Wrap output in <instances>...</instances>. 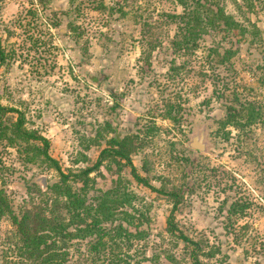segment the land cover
<instances>
[{"label":"rangeland","instance_id":"374dc122","mask_svg":"<svg viewBox=\"0 0 264 264\" xmlns=\"http://www.w3.org/2000/svg\"><path fill=\"white\" fill-rule=\"evenodd\" d=\"M97 1L0 0V43L9 52L0 66V103L23 112L25 126L47 138V152L64 172L93 161L113 133H137L141 140L129 154L136 172L154 187L177 189L176 225L204 250L218 248L211 256L199 254L201 263L264 264V126L227 127L226 138L215 130L231 91L241 99L264 101V0H220L238 22L253 23L258 34L241 35L236 29L207 34L192 54L174 58L176 72L169 69L173 54L167 48L173 24L160 10L179 11V5L125 0L127 13L119 16L110 9L114 0L93 8ZM218 40L234 52L223 63H208L204 54ZM150 41L157 43L152 49ZM168 101L174 121L165 116ZM199 131L203 150L187 145ZM24 157L14 146L0 145V186L14 212L30 208L39 190L57 178L39 155ZM90 176L95 189L117 181L133 195L131 203L142 213L139 227L146 233L107 242L94 259L85 248L87 238L73 239L70 259L191 264L190 245L164 229L172 203L166 194L133 178L129 166L109 160ZM233 200L248 205L242 216H227ZM123 208L132 211L126 204ZM15 239L13 224L2 215L0 264L13 258Z\"/></svg>","mask_w":264,"mask_h":264},{"label":"trees","instance_id":"16d2710c","mask_svg":"<svg viewBox=\"0 0 264 264\" xmlns=\"http://www.w3.org/2000/svg\"><path fill=\"white\" fill-rule=\"evenodd\" d=\"M168 1L180 6L179 11L160 10V13L164 14L173 24V32L167 44V48H170L173 54L169 59L171 62L169 69L172 72L179 69V64L174 63V58L192 54L200 46V40L207 34H227L231 29H236V33L241 35L246 32L253 36L258 34V29L253 23H249L247 18L248 27L238 22L230 12L225 10L220 0ZM68 2L72 3L73 0H68ZM114 3L116 5L110 6L111 11H116L119 16L127 13L124 7L127 4L125 0H114ZM104 7L103 0H98L96 5H93V8ZM76 34H79V31ZM156 44L150 41L148 47L152 49ZM233 52V49L223 47L218 40L214 45L208 46L204 58L208 63H223ZM8 54V50H5L0 43V66L5 62ZM148 56L149 53H145V62H148ZM231 92V97L222 103L223 116L216 120L217 129L215 130H221L226 138L230 132L227 127L241 130L254 123L264 126V101L241 99L235 92ZM167 105L165 116L173 121L176 120L171 113L173 103L168 101ZM138 139L141 140V137L135 132L123 136L113 133L105 139L106 145L98 151L93 161L64 172L57 160L47 152V138L37 130L25 126L23 112L16 107L0 103V145L2 148L14 146L18 151H23L25 159L39 155L46 165L57 171L56 180L48 184L44 190H39V199L32 202L30 208H20L17 212L11 208L6 192L0 186V217L8 215L14 226L16 237L15 254L6 264H79L77 259H70L69 256V246L73 239L78 241L87 238L85 248L94 259L99 256L101 250H105L107 242L115 243L122 238L129 240L144 236L146 232L139 227L141 221L138 220L142 213H137V209L133 207L131 203L133 195L129 191L121 189L117 181L105 189L93 187L94 179L90 173L97 171L103 160H109L118 166H129L133 178L154 191L166 194L171 199L172 203L165 218L164 229L180 239L183 244L190 245L188 257L191 264H202L198 257L199 254L213 255L218 250L217 247L204 250L198 240L185 234L176 225L173 212L181 193L177 189L163 190L154 187L146 177L136 172L129 154L131 148L135 147L134 142ZM81 160L86 161L84 156ZM2 169L3 165L0 164V181L3 176ZM71 182H79V185L73 187ZM124 204L131 207L132 211L123 208ZM247 206V204L233 200L226 208L227 216H242ZM244 226L245 224L240 225V227ZM135 264L145 263L142 259H138ZM149 264H154V262Z\"/></svg>","mask_w":264,"mask_h":264},{"label":"water","instance_id":"95a60500","mask_svg":"<svg viewBox=\"0 0 264 264\" xmlns=\"http://www.w3.org/2000/svg\"><path fill=\"white\" fill-rule=\"evenodd\" d=\"M203 136H204L203 131H199L198 133L193 134L190 140L187 142V145L199 150H203L204 149ZM38 180L40 181L41 186L45 187L44 175H39Z\"/></svg>","mask_w":264,"mask_h":264},{"label":"built area","instance_id":"2783aa9c","mask_svg":"<svg viewBox=\"0 0 264 264\" xmlns=\"http://www.w3.org/2000/svg\"><path fill=\"white\" fill-rule=\"evenodd\" d=\"M23 1H25V2H31L32 4L33 3L35 4V2H36V0H23Z\"/></svg>","mask_w":264,"mask_h":264}]
</instances>
